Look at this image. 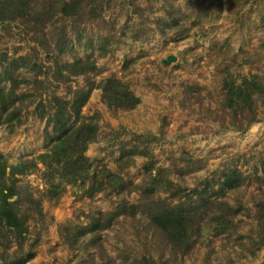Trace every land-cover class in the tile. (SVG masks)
Listing matches in <instances>:
<instances>
[{
    "label": "rangeland",
    "instance_id": "374dc122",
    "mask_svg": "<svg viewBox=\"0 0 264 264\" xmlns=\"http://www.w3.org/2000/svg\"><path fill=\"white\" fill-rule=\"evenodd\" d=\"M45 1L0 18V85L18 81L20 96L17 118L8 120L13 107L0 111V154L10 164L37 161L18 183L43 208L29 220L24 247L36 242L35 255L24 264H264V102L257 96L236 115L225 101L227 80L256 74L264 83V0H84L75 15L52 14ZM78 59L95 68L70 71ZM109 79L139 103L109 105ZM80 87H91L82 113L97 125L85 154L97 171L116 173L115 188L93 192L89 178L50 197L39 159L52 132L49 104ZM206 189L220 203L198 217L187 248L174 246L152 214ZM117 209L97 245L93 234L67 242L75 225ZM16 250L2 236L0 264Z\"/></svg>",
    "mask_w": 264,
    "mask_h": 264
},
{
    "label": "trees",
    "instance_id": "16d2710c",
    "mask_svg": "<svg viewBox=\"0 0 264 264\" xmlns=\"http://www.w3.org/2000/svg\"><path fill=\"white\" fill-rule=\"evenodd\" d=\"M83 2L84 0H46L43 9H51L52 14L60 10L66 15H75L78 14L79 9H82ZM31 3L32 0H0V18L5 9H7L6 13L16 15L18 10L29 8ZM67 68L72 72L86 73L89 69L95 68V65L89 60L78 59L68 64ZM17 85L19 82L16 80L10 89L0 85V111L4 113L13 107L9 113V121L19 116L20 107L15 104L20 98L15 93ZM102 88L103 97L109 105L127 109L135 107L140 101L139 97L125 88L120 81L109 79L103 83ZM225 88L226 105L232 108L236 115L245 109H252L257 96H261L264 102V83L256 74L243 78L239 83L227 80ZM90 91L91 87L88 89L80 87L74 90L72 99L56 95L49 104L52 108L49 116L52 132L47 133V150L39 155V159L44 166L43 173L50 197L58 198L61 195L60 188L63 183H76L78 180L85 183L89 178L93 192L103 189L106 184L115 188L111 182L116 180V173L106 168L97 171L94 161L85 154L89 143L97 136V125L87 121L82 113ZM36 166L37 161L34 159L10 164L7 158L0 154V238L5 237L8 243L13 240L18 249L17 253L11 256H3L4 264H24L35 255L36 242L27 250L24 242L28 239L29 220L35 214L43 215L42 200L35 197L26 186L18 183V175L25 174L31 167ZM236 179V174H228L223 185L234 187L237 184ZM157 184L156 181L151 182L153 186ZM169 184L173 185L172 181ZM206 192L207 189L204 190V194L198 192L199 198L191 200L188 204L182 201L172 206L166 204L167 208H160L152 214V224L159 228L174 246L187 248L191 241L192 230L198 225V217L203 213L215 211L220 203L211 195H205ZM119 213L117 209L108 213L101 212L98 216L92 215L87 225H75L72 228L67 235V242L72 245L82 237L93 234L92 244L97 245L99 240L97 233L109 225ZM144 261L148 259H143Z\"/></svg>",
    "mask_w": 264,
    "mask_h": 264
},
{
    "label": "water",
    "instance_id": "95a60500",
    "mask_svg": "<svg viewBox=\"0 0 264 264\" xmlns=\"http://www.w3.org/2000/svg\"><path fill=\"white\" fill-rule=\"evenodd\" d=\"M173 58L172 57H170L169 59H168V61H170V60H172Z\"/></svg>",
    "mask_w": 264,
    "mask_h": 264
}]
</instances>
